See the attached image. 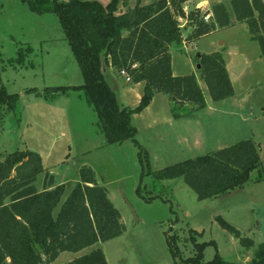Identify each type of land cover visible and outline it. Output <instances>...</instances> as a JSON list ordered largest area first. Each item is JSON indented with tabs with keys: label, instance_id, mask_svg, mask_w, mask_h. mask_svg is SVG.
Returning <instances> with one entry per match:
<instances>
[{
	"label": "rangeland",
	"instance_id": "obj_1",
	"mask_svg": "<svg viewBox=\"0 0 264 264\" xmlns=\"http://www.w3.org/2000/svg\"><path fill=\"white\" fill-rule=\"evenodd\" d=\"M153 1L140 0V4ZM136 2L130 0L133 6ZM223 2L233 15L230 0ZM195 5L190 9L186 4V13L199 9L205 15L209 11L207 3ZM181 25L182 33L187 34L188 22ZM224 41L244 60L238 62L240 75L233 85L234 95L215 102L210 100L193 57L217 49ZM185 49L171 52L174 71L194 73L213 108L229 113L205 114L206 124L200 125L198 135L191 125L165 120V109L157 102L153 107L157 118L159 113L161 117L157 124H149L151 113L136 121V138L147 151L146 158L133 140L107 142L83 90L60 92L54 98L27 91L79 85L83 75L56 14L33 13L21 0H0V90L19 94L14 110L0 104V159L16 150L38 152L54 183L65 184L62 200L80 181L81 168L93 169L125 225L120 236L85 250L100 247L109 264H183L182 258L196 254L195 242L211 240L216 245L205 247L204 261L218 252L228 261L250 264L256 246L264 241V59L260 47L245 26L231 24ZM250 138L258 146L261 165L242 187L214 198L199 199L183 177L158 182L150 172ZM44 177L41 174L35 181L39 190L44 187ZM218 216L254 244L244 246L219 224ZM171 248L177 252L175 256ZM69 255L72 253H63L53 264L68 261Z\"/></svg>",
	"mask_w": 264,
	"mask_h": 264
},
{
	"label": "trees",
	"instance_id": "obj_2",
	"mask_svg": "<svg viewBox=\"0 0 264 264\" xmlns=\"http://www.w3.org/2000/svg\"><path fill=\"white\" fill-rule=\"evenodd\" d=\"M21 1L33 13L56 14L83 75L79 85L27 91L54 98L60 92L83 90L95 108L99 127L108 143L133 140L140 154L143 152L147 158V151L137 141L133 116L141 113L158 92L169 95L175 118L206 106L203 89L194 73L173 75L170 49L179 47L183 41L179 17L187 18L194 25L187 37L189 41L217 27L229 26L231 17L223 2L212 6L210 19L205 21L199 9L188 14L184 11L188 0H155L148 4L137 0L133 7L129 6V0H108L106 4L100 0ZM120 6L126 9L121 11ZM230 6L235 19L246 24L250 38L258 43L264 59V0H230ZM194 61L213 101L234 95L221 51L198 52ZM109 62L115 70H124L132 82H144L141 99L135 107L119 104L105 77ZM18 100L19 94L0 90V104L7 105L9 110L15 109ZM188 104L193 106L187 108ZM260 165L258 146L250 138L150 172L158 182L183 177L202 200L242 187ZM44 173V188L39 190L35 181ZM64 193L65 184H54L38 152L16 150L0 159V264H48L62 252H79L125 231L121 214L109 198L107 188L97 183L90 167L81 168L80 181L62 200ZM217 220L244 246L254 244L221 216ZM209 244L216 245V242H195L196 254L182 258V263L238 264L224 259L218 252L211 260L204 261L203 250ZM171 250L175 256L177 252ZM61 264H108V261L103 250L97 248ZM250 264H264V241L256 246Z\"/></svg>",
	"mask_w": 264,
	"mask_h": 264
},
{
	"label": "crops",
	"instance_id": "obj_3",
	"mask_svg": "<svg viewBox=\"0 0 264 264\" xmlns=\"http://www.w3.org/2000/svg\"><path fill=\"white\" fill-rule=\"evenodd\" d=\"M218 1L223 2V0H218ZM101 2L103 3V1H101ZM104 2L105 3H103V4H106L108 2V0L104 1ZM214 2H215L214 0H188L184 4V7L187 4L188 6H191L190 9H194V7H192L194 4H196L195 6H197L200 3H205V4L207 3V4H209L208 5V7H209L208 10L211 12ZM129 6L130 7L133 6V5L130 4V0H129ZM121 9L125 10L126 7L120 6V10ZM229 13H230V11H229ZM230 17H231L232 26L239 25V26H245L246 27V24L244 22H239V21H237L235 19L234 14L231 15V13H230ZM178 21H179L180 26H181V31H182V25H181L182 21H185V22L187 21L188 22V26L187 27H189L190 30H189V32L187 34H183L182 33V35H183L182 44L179 47H172L170 49V52H182V51H185L186 50L185 48L188 45L195 44L202 37H210L212 35L218 34L220 32V30L222 28H224V27H217L211 33H209L207 35H204V36H202L200 38L193 39V40L189 41V40H187V37L190 36V34L193 32L194 25H192L187 20V18H185V17H179ZM246 29H247V27H246ZM216 47H217V49L213 48V50H209V51H206V52H200V53H211V52H214V51H221L223 53V55H224L226 66H227V69L229 71L232 83L234 85V83L239 80V75H240V73L237 70L238 69V62L240 61L242 63L243 60H244V57L242 56V54H240L238 52V50L236 48L231 47V46L227 47V45L225 44V41L224 42H220V46L217 45ZM219 47H221V48L219 49ZM193 61H194V57H193ZM194 63H196V62L194 61ZM171 67H172V73L175 76L192 74V73L179 74L180 72L174 71V65H173L172 56H171ZM197 69L199 70V65L198 64H197ZM105 77H106L107 81L109 82L111 88L115 92L117 100H118L120 105L135 107L139 103V101L141 99V96H142V93H143V89H144V82L127 81L125 75H123L121 73V71L115 70L111 66L110 62L108 64H106ZM117 79H121L122 83L121 82L119 83L117 81ZM129 99L131 100V102H126ZM210 100H211V97H210ZM205 101H206V106L204 108H199V109L193 110L192 112L184 114L183 116H181L179 118H175L172 115V111H171L172 102H171V99H170L169 95L165 94L163 92H158V93H156L154 95L151 103L141 113L135 114L133 116V124H135L136 125L135 127L137 129H139V127L136 124V121H139V118H141V116H146L147 114H150V113L152 114V118H151V120H149V124H151V125L157 124L160 121L159 119L161 117H160V113H159V119L157 118L158 111H157L156 108H153V107L155 106V104L157 102H160V105H161L160 107H164V109H165V111H164L165 114H163L165 120H168L169 122H182L184 125L188 124V127H190L189 125H191L192 127H194V129L191 128V130L194 131L196 134L201 135V133H200L201 132L200 125L202 123H203V126L206 124V122L204 120V117L206 116L205 114H212V113H217L218 112L219 114L222 115L224 113H226V114L229 113L226 110H217L216 108H213L214 106H212V102L209 101L206 96H205ZM192 106L193 105L188 104L187 108H191ZM167 109H168V112H167ZM196 124H197V127L195 128ZM44 175H45V173H44ZM44 182H45V177H44ZM44 182H43V186H44ZM97 248H100V247H97ZM97 248H94V249H97ZM85 250H86V248H84L83 250H81L79 252H71L72 255L66 256V259H68V261H71L74 258H76V257H78V256H80L82 254H86ZM93 250H90L88 253H90ZM63 253H65V252H62L57 257V259L59 257H61L63 255ZM106 259H107V257H106ZM55 261H53L51 263H48V264H53ZM68 261H66V262H68ZM107 261H108V259H107ZM61 263H65V262H61ZM61 263H59V264H61ZM45 264H47V263H45ZM108 264H109V261H108Z\"/></svg>",
	"mask_w": 264,
	"mask_h": 264
},
{
	"label": "built area",
	"instance_id": "obj_4",
	"mask_svg": "<svg viewBox=\"0 0 264 264\" xmlns=\"http://www.w3.org/2000/svg\"><path fill=\"white\" fill-rule=\"evenodd\" d=\"M184 11L186 12L185 8H184ZM210 16H211L210 13H206L205 15H203V18H204L205 21H208L210 19ZM121 73L123 75H125L127 81H131L130 77L126 74V72L124 70H121Z\"/></svg>",
	"mask_w": 264,
	"mask_h": 264
},
{
	"label": "water",
	"instance_id": "obj_5",
	"mask_svg": "<svg viewBox=\"0 0 264 264\" xmlns=\"http://www.w3.org/2000/svg\"><path fill=\"white\" fill-rule=\"evenodd\" d=\"M131 206V205H130ZM131 208H132V206H131ZM132 210L134 211V209L132 208Z\"/></svg>",
	"mask_w": 264,
	"mask_h": 264
}]
</instances>
